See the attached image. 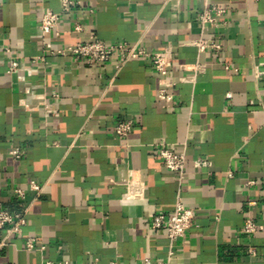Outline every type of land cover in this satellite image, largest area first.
Wrapping results in <instances>:
<instances>
[{"label":"crops","instance_id":"crops-1","mask_svg":"<svg viewBox=\"0 0 264 264\" xmlns=\"http://www.w3.org/2000/svg\"><path fill=\"white\" fill-rule=\"evenodd\" d=\"M74 1L80 4L46 41L63 47L95 38L147 53L170 50L174 99H158L161 77L149 58L131 59L119 72L118 57L105 65L71 56L32 64L43 56L42 14L59 12L61 0H0V210L26 218L21 235L0 232V264L164 261L169 241L165 230H151L150 216L172 213L178 197L194 211V225L176 243L172 264H264V230L242 233L247 219L264 228V79L253 76L264 64V0H212L228 13L227 26L204 31L224 40L217 58L186 45L201 33L200 0ZM76 24L82 32L73 31ZM13 56L37 70L25 84L7 72ZM197 60L206 72L178 82L189 75L178 66ZM45 92L60 115L20 106L25 99L37 107L35 96ZM128 119L131 132L117 138L114 126ZM160 143L185 152L182 179L160 162ZM199 159L211 166L197 169ZM129 171L144 182L143 200H123ZM28 238L43 250L26 251Z\"/></svg>","mask_w":264,"mask_h":264},{"label":"built area","instance_id":"built-area-1","mask_svg":"<svg viewBox=\"0 0 264 264\" xmlns=\"http://www.w3.org/2000/svg\"><path fill=\"white\" fill-rule=\"evenodd\" d=\"M202 2V10L198 15V24L201 30L200 35L187 43L186 45L195 49L197 56L202 54H211L217 58L225 47L224 40L221 36L216 38H207L204 36V31L208 28L217 29L219 26H227L228 13L225 8L218 6L212 0H200ZM259 2L261 0H252ZM79 2L74 0H61V8L59 12L47 11L42 14L41 23L39 26L41 34V44L43 56L34 58L32 64H48L46 57H65L71 56L76 60H82L88 65H105L109 63L114 57H118L119 61L116 64V71L119 72L124 63L131 59L149 58L154 71L161 77V88L158 92V99L162 102L169 103L173 101L174 97L170 94V88H173L176 83L169 80V71L173 65L174 54L170 50L159 53H147L137 46H130L127 43L106 44L98 39H92L87 42H81L76 45L56 47L51 42L46 41L52 33L57 30L59 20L62 15L70 12V10L79 5ZM74 32L80 33L83 28L76 24L73 29ZM59 33L56 32V35ZM179 69L183 72L189 73L188 76L179 78L178 82L192 83L196 77L206 72V65L199 60L194 64L179 65ZM223 67L226 71L238 72L239 69L232 67L228 63H224ZM37 70L29 66L21 65L13 56L9 61L7 72L15 74L19 83L25 84L27 81V74L35 73ZM253 76L256 80L264 79V64H258L253 67ZM24 93L26 96L32 95V90L29 86L25 87ZM39 105L35 108L29 106L25 99L20 101V106L28 112L39 111L40 106L44 108L45 114L60 115L61 111L55 103L47 102L46 92L35 96ZM59 98L57 92L51 94V99L56 101ZM133 127L132 120H123L118 122L113 128V134L119 138H126L131 132ZM157 156L164 166V168L173 173L179 174L182 179L185 175L186 169V155L185 152L176 153L165 147L164 143L155 146ZM11 155L19 158L21 153L18 150L11 152ZM197 169L209 168L210 162L207 160L199 159L194 162ZM231 175V174H230ZM229 175V176H230ZM253 182H248L247 186L252 185ZM144 182L140 178H136L132 171L128 172L126 179V192L123 195L124 201L143 200L145 198ZM30 188L37 192H41V186L35 182L30 183ZM14 195L18 199L25 198V191L16 188ZM26 225L25 213H12L7 210H0V232L4 231L6 236L21 235L23 227ZM194 225V211L184 206L178 197L175 209L170 214H154L150 216L149 227L153 231L165 230L167 239L169 241V249L167 258L164 261H150L146 260L142 264H172L175 256L176 243L184 238L187 231ZM264 230L263 226L257 225L251 219H247L242 228V233L251 235L256 232ZM6 246L5 239L0 240V251ZM26 251L43 250V247L38 248L36 240L28 238L25 241ZM42 264H68V263H55L52 261H44ZM110 264H119L113 262Z\"/></svg>","mask_w":264,"mask_h":264}]
</instances>
